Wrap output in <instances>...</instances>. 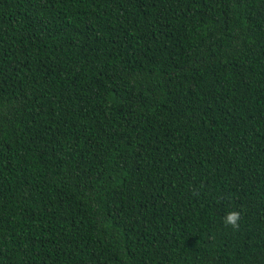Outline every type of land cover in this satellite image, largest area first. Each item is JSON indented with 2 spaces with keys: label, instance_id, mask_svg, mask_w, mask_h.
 Returning <instances> with one entry per match:
<instances>
[{
  "label": "trees",
  "instance_id": "trees-1",
  "mask_svg": "<svg viewBox=\"0 0 264 264\" xmlns=\"http://www.w3.org/2000/svg\"><path fill=\"white\" fill-rule=\"evenodd\" d=\"M0 264H264V0H0Z\"/></svg>",
  "mask_w": 264,
  "mask_h": 264
},
{
  "label": "clouds",
  "instance_id": "clouds-1",
  "mask_svg": "<svg viewBox=\"0 0 264 264\" xmlns=\"http://www.w3.org/2000/svg\"><path fill=\"white\" fill-rule=\"evenodd\" d=\"M223 223L226 226L236 228L239 226L240 212L238 210H229L223 216Z\"/></svg>",
  "mask_w": 264,
  "mask_h": 264
}]
</instances>
